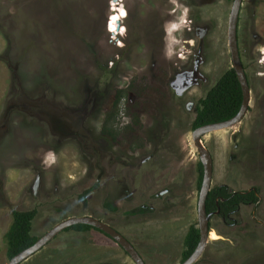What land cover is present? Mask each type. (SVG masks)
Segmentation results:
<instances>
[{
    "label": "rangeland",
    "instance_id": "obj_1",
    "mask_svg": "<svg viewBox=\"0 0 264 264\" xmlns=\"http://www.w3.org/2000/svg\"><path fill=\"white\" fill-rule=\"evenodd\" d=\"M231 2L209 1L196 12L199 22L210 27L204 35L199 66L208 81L175 97L158 85L167 77L155 24L165 19L167 59L174 58L175 52L183 53L179 63L184 65L196 44L195 38L185 32L192 27L188 0H121L119 6L115 5L125 10L118 36L111 34L115 30L112 0H0V264L9 260L3 236L12 211L34 208V236L40 237L64 218L89 214L112 221L140 247L148 264L181 263L184 236L189 226L197 223L198 155L191 140L195 118L192 109L230 68L226 24ZM237 33L242 62L251 77V107L236 126L208 133L202 142L212 156L211 186L225 185L234 191L255 187L260 201L256 208L242 206L227 222L213 216L209 241L194 264H264V106L259 107L257 102L264 96V0L242 1ZM117 89L124 90L126 102L121 104L139 121L135 126L122 118L127 114L121 116V108L117 111L121 134L111 149L112 157L105 159L96 138L105 115L102 109L110 112ZM87 97L95 100L91 110L87 105V137L71 136L77 134L75 126L63 130L67 134L61 138L51 135L52 120L61 123L68 115L65 108H79ZM169 102L173 118L169 115L164 121L168 123L166 134L164 125L159 128L164 129V135H160L159 150L153 152L156 139L148 134L156 122L153 113ZM56 126L62 132L64 126ZM148 137L153 140L152 147L141 155L152 153V164L161 165L157 180L166 171L155 188L167 186L168 194L149 201L156 208L154 212L135 211L127 217L124 211L136 210L138 190L142 188L136 184L139 188L129 202V165L135 162L128 156L129 147L131 141ZM101 170L102 180L112 184V201L122 208L113 213L114 220L102 207L104 185L81 201V193L90 186L94 188ZM148 196L140 194L138 202L144 203ZM167 197L169 202H165ZM100 238L93 230L89 234L69 230L20 264H99L115 260L113 254L92 245ZM64 243L67 247L63 249ZM110 248L117 250L115 245ZM80 249L82 253L76 254ZM116 262L133 264L125 257Z\"/></svg>",
    "mask_w": 264,
    "mask_h": 264
},
{
    "label": "flooded vegetation",
    "instance_id": "obj_2",
    "mask_svg": "<svg viewBox=\"0 0 264 264\" xmlns=\"http://www.w3.org/2000/svg\"><path fill=\"white\" fill-rule=\"evenodd\" d=\"M209 1H213V0H188V2H189L187 4L188 10H189L188 11L189 12L188 13V15H189V19L188 20H189V23L192 24L191 25L192 27L188 26L186 28L185 32L188 35L191 34V36L193 38H195L196 44H195V48H194L195 49L194 50V53L192 54L190 60L188 58V59H186L184 61V65H183V63H182V65L180 64L181 61H182L181 59H183L182 58L183 53L180 54V53L175 52V54H174L175 57L174 58H172V59H169L168 58L167 59V52L165 51V45H164L165 37H166V29H164V26H163V23H165L164 22L165 19H164V21L158 20L157 23L155 24L156 28L159 29V33H158L159 36H160L159 42L162 45V48H161L162 51L159 52V54L161 55V57H164V59H163L164 60V68H166L165 72H166V77H167V78H162L158 82V85H159V87H160L161 90H163L164 87H165L166 91H167V89L169 91H172L174 93L175 97H181L185 93V91L180 96L176 95L175 94V90L171 87V82L174 80V78H175V76H176L177 73H179L181 71H184V70H188V69L191 68L194 54L197 51L199 37H201L203 39V42H204V35L206 37L207 34L209 33V30L208 29L210 27L208 26L209 27L208 28V27H205V26H207L206 24H201V22H199V20H198V16H197V13H196V12L199 13L198 9L200 8V6L202 4L208 3ZM119 5H120V3H119ZM192 9H194V10L191 11ZM120 27H121V21H120L119 28ZM120 34H121V31L119 29V31L116 32L115 35L118 36ZM187 43L190 44L189 42H187ZM203 46H204V43L202 44V50H203ZM238 48H239V44H238ZM202 50H201V54H202ZM239 55H240V59H241V62H242V52H241L240 48H239ZM202 56H203V54H202ZM242 64H243V62H242ZM243 68L245 70V74H246V77H247V81H248V84H249V87H250L251 77L246 72V69H245L244 64H243ZM223 73L220 76H222ZM258 76L261 77V74H258ZM217 80H215V82L213 83V85H211L209 87V89L207 90V92L215 85V83L217 82ZM196 81H197V83L195 85H193L192 87L200 86L201 84H205L208 81V79L205 76H203V75H199V77H197ZM200 81H202V82H200ZM183 82L181 81L180 83H177V87L180 88L182 86ZM259 84H260V82H259ZM117 90H121V89H117ZM251 90L252 89L250 87V103H249V106H248V110L251 107V103H252ZM116 91H115V93L113 94V96L111 98L110 112L106 108H103L102 109V113L105 114V115L102 117V119L100 121V126L98 128V137L96 138V142L97 143H101V147L104 150V152L102 150V157H105V159H108L109 157H112V153L111 152H113V151L111 149L114 148L113 145H116L117 144V139H118V137L121 134V133L118 134L119 132L117 130V122L116 121L119 120V118H118V116L113 115L114 112L116 111V109H118V111H119V109L121 108L120 111H123V113L120 112L121 116H124V114H127L126 118L125 117H122V118H124L125 120H127L129 122L130 121H133L134 122V125H135V121L136 122L139 121V118H138L137 115L135 117L133 114H130L129 111H128V108L127 107L125 108V106H124L123 103L121 104L122 101L126 102L125 101L126 98L124 96L121 97L120 101L118 102V105H116V107L114 109V103H115V98H116ZM259 97H258V101H257L260 104V105L258 104L259 107H261V105L264 106V96H262V99H259ZM100 98H103V96L101 95ZM199 99L200 98H198L196 102H198ZM100 100H99L100 103L97 102V106H98V104L101 105L102 99H100ZM128 100H129V94L127 95V102H128ZM170 103L171 102H169V104L159 105L158 108H157V110L153 113V117L152 118H154L156 120V122L154 123V126H152V128L150 129L151 132L148 133V134H149V136H152V138H155L156 139V143L154 144V147H152V144H151V142H153V140L151 139V137L146 138L144 141L143 140L142 141L141 140L140 141H136V142H132L131 141V144H130V147H129V154H128V156H129V158L132 157L135 162H133V163H131V165H129L130 175H129V179H128V189L130 188V185H131V190H130V195H129V198H130L129 202L132 201V200H134L133 199V191H135L136 189L138 190V188L140 186L142 188L140 189V192L138 190L137 200L140 201V199H138L140 194H142V195L149 194V196H148V200H145L144 203L137 201V203H136L137 205L135 204L136 207H137L136 210H134V211L126 210V211H124V214L127 215V217H131V214L136 213L135 211H140V212H144L145 211V213H147L146 211H148V212H152L153 211L154 212L156 208H155L154 205L152 206L151 203H149V201L152 200V199H154V198H157L159 196H163V195L164 196H167L166 194H168V190H167L168 188H167V186H165L164 188L161 187L160 189L155 188V185H157L156 182L162 180L163 176H165V174H166V171H163L162 174H161V177L159 176L160 179L157 180V177L155 175H156V172L159 171V167L161 165H159L158 163H156V164L154 163V165L152 164L151 161L153 159L152 158L153 157V154L151 153V151H150L151 154L149 153L150 155H148V156L147 155L144 156L145 154L143 152H146L147 150H150L151 147H152V150H154L153 152H157L159 150V142H160L162 136L164 134H166L167 128H168V123H164V121H165V119H167L169 117V115H172V117H170V119L173 118L174 109L171 107L172 104H170ZM169 105H171V106H169ZM196 108H197V105H196ZM126 110H127V112H126ZM196 113H197V111L194 113V117L196 116ZM109 115H111V116H109ZM88 118H90V117H87L86 118L85 123H83L82 128H81V130L82 131H85V133L82 132V133H79L77 135L74 134L73 135L74 137L75 136H77V137L78 136H81L83 138H86L87 137V134L88 133L86 132V130L87 131L89 130L87 128V124H88V120H89ZM128 118H129V120H128ZM141 123H143V122H139L138 125L139 126H143ZM134 125L131 126V127H133L135 129V126L136 125L135 126ZM162 125H164L165 128H166V131H165L164 134H163L164 129H159L160 127H162ZM133 128H130L129 127V130L132 131ZM157 131H159V132L157 133ZM160 135H162L161 138H160ZM148 146H149V148H148ZM262 146L264 147V145H262ZM263 151H264V149H263ZM141 154H144V155H141ZM138 156H140V157L138 158ZM149 159H151V160H149ZM136 161H137V163H136ZM198 162H199V159H198ZM212 170H213V165H212ZM110 171L111 170L109 169V172ZM103 174H104V172H103V170H101L99 172V174L96 176L95 181H94V188H92L93 186H90V187L86 188L85 191H83L81 193V195H80L81 196V199H82L81 201H83V202H84V200L86 201V199H87L86 196L87 195H89L93 190H95L97 188H104L103 187V185H104L105 186V188H104V191H105L104 195H105V197L103 199L102 207H105V208H107L109 210V211L107 210V212H109V214H112V215H110V218L114 220L116 218L114 217L113 213H116L119 210H122V208H121V205L120 204H116L117 202H115L114 200L112 201V199H113L112 198V195H111V191H112V188L111 187H112V184L110 182H104L102 180ZM88 175L89 174H87L86 178L89 177ZM154 176H155V178H153ZM136 184H139V187H137ZM113 185H114V183H113ZM218 186H224L226 188V192L228 191L231 194L241 193V194L246 195V193L253 192L254 195L257 197V202H256L257 205L255 203H253L252 201H247V202H243L242 201V202L236 203L235 207L233 209H230L228 211V213H227V211L226 212H224V211L221 212L220 211V208H219V205H218V202L227 201V198H223V197H219V196L218 197H215L214 198L215 209H212L210 212H207L206 211V213L209 215V219H208V232L209 233H210V220H211V218L213 216L219 217L220 219L223 220V222H227V220L233 214L237 213L242 206L250 205V206L256 208V207H258L259 201H260V196L258 195V189L255 188V187L248 188L246 190H241V191H234V190H230L225 185H217L216 187H218ZM214 187L215 186H211L210 190L212 188H214ZM197 190L199 191V188H197ZM97 191L100 192L99 189ZM169 198L170 197L165 198V202H169ZM197 199H198V195H197ZM246 199L248 200L249 198H246ZM196 206H197V203H196ZM205 208H206V205H205ZM81 216H90V217H92L89 214H83ZM93 218H95V217H93ZM96 219L99 220V221H101V222H103V223H105V224H107L109 227H111L117 233H119L122 237H124L133 246V248L137 251V253L141 257L143 263L144 264H148L147 261H146V259H145L146 256H144V254H142V252L140 251V247L137 244H135L134 242H132L124 233H122L114 225V223L112 221H110L108 219L105 220V219H103L101 217L96 218ZM75 225H83V224H75ZM75 225H72V226H69V227L65 228L60 233L67 232V231L71 230L73 232H85L86 234H89V231H91V230L96 231V232L99 233V235L101 236V238L98 239L97 241H94L92 243V245L94 247L97 246L96 248L99 249L102 252L104 250L107 253L113 254L112 256H113V259H115V260H111V262L105 261V262H101L99 264H118L116 262V259L117 258H122L123 259L124 257L125 258H128L133 264H135L132 261V259L129 257V255L124 251V249L117 243V241L114 240L111 236H109L105 232L101 231L100 229H98L96 227H93V226L87 225V224H84V225L89 226V228H87V229H76V228H73V226H75ZM196 227H197V223H196ZM209 233H208V235H210ZM74 235L75 234H72L71 237H73ZM36 237H37V239L39 238L38 236H36ZM183 241H184V239H183ZM49 243H50V241L47 242L40 250H42ZM113 245H115V247L117 248V250L115 248H113L114 250H112L110 248V246L113 247ZM63 246H64L63 247V249H64V248L67 247V244L64 243ZM105 247H106V250H105ZM107 249H109V251H107ZM39 251H37V252H39ZM84 252H89V251H85L84 250ZM182 252H183V250H182ZM81 253H82L81 252V249H80V251H77L76 252V254H81ZM85 255H86V253H85ZM181 259H182V256H181ZM183 261L184 260H181V263Z\"/></svg>",
    "mask_w": 264,
    "mask_h": 264
},
{
    "label": "water",
    "instance_id": "obj_3",
    "mask_svg": "<svg viewBox=\"0 0 264 264\" xmlns=\"http://www.w3.org/2000/svg\"><path fill=\"white\" fill-rule=\"evenodd\" d=\"M112 2L119 6L120 0H112ZM241 4L242 0H232L231 2L226 24V45L229 53L230 68L233 70L236 79L239 83L242 99L238 111L229 119L204 124L192 129L191 131V140L193 146L196 149L199 162L202 166V179L198 191V199L196 206V218L197 227L199 231V240L192 253L181 264H194L200 258L209 241V215L206 213L205 202L211 188L212 156L207 147L203 144L202 137L208 133L230 129L236 126L245 117L250 103V87L247 81L245 70L243 68V64L240 59L238 48L237 28ZM119 25L120 19H117L115 22V31L111 32V34L115 35V33L119 31ZM202 44L203 39L199 37L197 51L194 54L191 68L177 73L174 80L171 82V87L175 90V94L178 96L182 95L184 91L195 85L197 83V77L201 75L199 72V66L203 61V57L201 54ZM181 81L184 82L182 86L178 88L177 83H180ZM94 104L95 100H90V98L87 97L79 108H65V111L68 112V115H64L63 121L61 120V123L52 120L49 127L50 134L54 136L58 135L61 138V136L66 133H63V130H66L67 128L69 130L71 127L74 128V126L76 127L77 134L82 132L85 133V131H82L81 128L87 118V105L90 107L91 110ZM192 110L194 113L197 111L196 105H194ZM56 123L60 126H64L62 132L57 129ZM73 135L74 134L72 133L71 136ZM75 224H87L100 229L101 231L111 236L114 240H116L117 243L124 249V251L129 255V257L135 264H144L137 251L124 237H122L119 233H117L107 224L90 216H71L64 218L63 220L59 221L58 223L54 224L51 228H49L32 245L12 256L8 260V264L22 263L32 255H34L37 251H39L47 242L51 241L62 230Z\"/></svg>",
    "mask_w": 264,
    "mask_h": 264
},
{
    "label": "trees",
    "instance_id": "obj_4",
    "mask_svg": "<svg viewBox=\"0 0 264 264\" xmlns=\"http://www.w3.org/2000/svg\"><path fill=\"white\" fill-rule=\"evenodd\" d=\"M125 95L124 90L116 91V98L114 103V109L121 97ZM242 95L239 83L236 76L231 68L227 69L222 76L219 77L215 85L200 98L197 104V113L192 122V129L199 127L204 124L223 121L229 119L239 109ZM118 109L113 115H116ZM111 116V115H109ZM108 116V117H109ZM198 177H197V188L200 187L202 179V166L198 162ZM227 198V201L218 202L220 211L228 213L230 209H233L236 203L252 201L257 205V197L253 192L231 194L226 192L224 186H218L212 188L207 196L205 205L206 211L210 212L215 209L214 198L215 197ZM246 198H249L248 200ZM37 214L36 208L31 210H13L11 213V223L5 232L3 238L5 242V253L7 258H11L21 250L32 245L37 237L33 235V220ZM73 228L76 229H87V225H75ZM199 240V232L196 224L189 226L187 233L185 234L183 245L184 250L182 252V260H185L194 250Z\"/></svg>",
    "mask_w": 264,
    "mask_h": 264
},
{
    "label": "bare ground",
    "instance_id": "obj_5",
    "mask_svg": "<svg viewBox=\"0 0 264 264\" xmlns=\"http://www.w3.org/2000/svg\"><path fill=\"white\" fill-rule=\"evenodd\" d=\"M115 5L116 4L113 3V7H111L114 10V13H113L114 17L112 18V23H114V24H115L116 20L120 19L125 13V10L123 8H119V7L117 8ZM110 24H111V22H110ZM111 26H112V24H111ZM262 54H263V60L262 61L264 62V50H263Z\"/></svg>",
    "mask_w": 264,
    "mask_h": 264
}]
</instances>
